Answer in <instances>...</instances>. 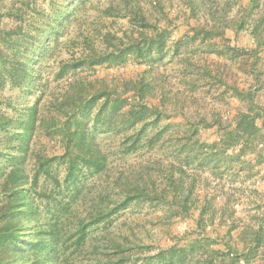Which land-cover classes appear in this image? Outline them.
Wrapping results in <instances>:
<instances>
[{"label":"trees","instance_id":"trees-1","mask_svg":"<svg viewBox=\"0 0 264 264\" xmlns=\"http://www.w3.org/2000/svg\"><path fill=\"white\" fill-rule=\"evenodd\" d=\"M2 1L0 21L12 23L0 25V264H264V190L239 181L264 183V105L222 82L243 109L227 121L191 116L156 74L170 52L226 29L253 43L226 40L230 59L261 60L264 0H187L205 18L187 22L171 48L180 15L165 0ZM49 60L53 80L67 78L63 92L41 80ZM129 61L142 66L132 76L78 74ZM5 89L38 94L16 104ZM243 194L254 210L235 208ZM132 206L167 222L196 216L154 247L145 225L125 217Z\"/></svg>","mask_w":264,"mask_h":264},{"label":"rangeland","instance_id":"rangeland-1","mask_svg":"<svg viewBox=\"0 0 264 264\" xmlns=\"http://www.w3.org/2000/svg\"><path fill=\"white\" fill-rule=\"evenodd\" d=\"M212 8H217L222 0H208ZM5 2V1H4ZM4 2H0V10H3ZM168 7L173 13L180 15V18L175 19L177 25L176 31L172 34L173 37L167 43L168 48H171L175 38L184 34L186 31V23L191 25L202 23L205 18L204 9L196 7L194 12L190 10L187 0H165ZM235 9L230 12L232 14ZM12 21L6 17L1 19L0 25H9ZM118 25L122 26L121 22ZM184 45L179 50L178 54L170 52L165 57V63L162 67L156 70L157 75H163V82L166 88L175 91L178 97L183 100L184 112L191 116L199 114L206 116L208 119L213 117V114H219L223 121L231 120L234 114L243 109L244 103L240 102L238 98L233 96L230 89L225 88L222 82L229 85L237 86L240 89L254 90V98L257 103L264 105V57L254 62V56L250 52L242 51L240 54L230 59V53L224 50L226 40L231 45L237 46L242 50L249 49L253 43L250 35L245 30L235 32L231 29H226L224 37L211 38L204 42L199 41ZM171 50V49H170ZM56 66L52 61H48L41 69V80L47 81L49 90L56 92H63V87L66 84L67 78L61 80H53V75ZM142 69L134 61H129L120 68L105 69L97 67L95 72L91 70L78 71V74L83 76L85 74L102 75H135ZM255 75L256 77H253ZM189 80V83L186 80ZM257 79V81H255ZM4 95H11L16 104L27 102L30 104L38 93L26 95L22 90H15L11 92L5 89ZM198 112V113H197ZM211 130L203 131L204 138H212ZM36 136V143L46 142V138ZM103 144L113 147V142L109 139H104ZM166 143L165 146H167ZM56 150L58 149L55 147ZM164 150V147L163 149ZM264 170V165L260 166ZM59 176H62L60 170ZM226 180V177H223ZM244 180V186L264 190V183L253 179H245L244 176L239 180ZM238 183H236L235 186ZM236 209L250 211L255 208V201L252 198L242 195L240 201L234 205ZM196 216V213H194ZM194 216L187 217L181 220L167 222L159 219L157 210L149 206L130 207L125 212V217L128 220H133V224H137V230L141 225L149 230L151 239L148 242L154 247L165 246L170 244L176 236H180L185 230L190 229L194 224Z\"/></svg>","mask_w":264,"mask_h":264},{"label":"built area","instance_id":"built-area-1","mask_svg":"<svg viewBox=\"0 0 264 264\" xmlns=\"http://www.w3.org/2000/svg\"><path fill=\"white\" fill-rule=\"evenodd\" d=\"M257 183H258V181H257Z\"/></svg>","mask_w":264,"mask_h":264}]
</instances>
